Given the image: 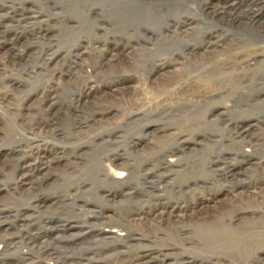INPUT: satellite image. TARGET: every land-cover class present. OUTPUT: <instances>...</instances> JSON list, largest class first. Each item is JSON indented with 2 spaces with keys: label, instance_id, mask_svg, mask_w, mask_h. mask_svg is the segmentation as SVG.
<instances>
[{
  "label": "rangeland",
  "instance_id": "1",
  "mask_svg": "<svg viewBox=\"0 0 264 264\" xmlns=\"http://www.w3.org/2000/svg\"><path fill=\"white\" fill-rule=\"evenodd\" d=\"M255 1L0 0V187L11 188L0 192V236L39 237L34 264L60 254L74 261L59 264H129L139 253L158 257L149 264L263 261L264 7ZM169 27L178 30L171 35ZM210 33L224 35V46L203 47ZM52 96L58 105L48 109ZM47 109L60 114L56 130L36 127L46 122ZM185 129L181 138L163 137ZM55 146L70 160L46 168ZM173 150L176 157L169 156ZM162 159L173 161L171 172L159 170ZM28 162L42 164L52 178L30 190L13 186ZM196 164L217 191L193 194L184 186ZM211 194L214 201L204 199ZM93 205L106 215L128 211L134 223L161 231L185 226L193 232L224 220L244 234L204 249L180 242L172 248L152 233L98 257L94 250L105 245L96 247L98 237L87 232L91 223L78 227ZM64 220L77 227L64 231ZM13 248L2 254L8 264L21 253ZM88 252L90 261L77 260Z\"/></svg>",
  "mask_w": 264,
  "mask_h": 264
},
{
  "label": "bare ground",
  "instance_id": "2",
  "mask_svg": "<svg viewBox=\"0 0 264 264\" xmlns=\"http://www.w3.org/2000/svg\"><path fill=\"white\" fill-rule=\"evenodd\" d=\"M223 2L224 5H229L230 3L234 2V0H221ZM231 5V4H230ZM255 6H258V7H264V0H256L255 1ZM224 9H226V7H224ZM253 18H251V22L253 24H256V22L258 21V19L255 18V16H252ZM187 20H185L186 22ZM261 22V21H260ZM179 23V22H178ZM259 23V22H258ZM257 23V24H258ZM258 26V25H257ZM178 29H171L169 27L168 31L171 32V35L175 34V31H177ZM211 35L208 36V41H205V44L203 47L207 48L209 46H213L214 48H221L224 46L225 44V37L224 35H219L217 33H210ZM177 35V34H176ZM175 36V35H174ZM223 36V37H222ZM229 38V37H227ZM234 38V37H233ZM230 39V38H229ZM231 40H233L231 38ZM204 43V42H203ZM213 48V49H214ZM211 49V48H210ZM116 51V50H115ZM212 51V49H211ZM121 52V51H120ZM116 59H117V56H116ZM115 59H111L110 60V63H108L109 65L111 64V61H114ZM259 61V60H258ZM258 63V62H257ZM159 65V64H158ZM173 80V79H172ZM88 81V80H87ZM175 81V80H174ZM173 81V82H174ZM170 82V81H169ZM1 83V82H0ZM172 83V82H171ZM173 85V84H172ZM3 86V85H2ZM1 86V87H2ZM1 89V88H0ZM83 97V96H82ZM56 97L52 96V98H50V101L48 103V109H52V108H55L56 105H58L57 101L55 100ZM75 105V104H74ZM81 106H79L80 108ZM48 109L46 110V122L45 123H40L38 126V128H44V127H49V128H53V129H58L60 127L59 123L57 121L60 120V114L57 115H52L50 111H48ZM74 109H77L74 108ZM70 110V109H69ZM78 110V109H77ZM48 111V112H47ZM75 111V110H74ZM65 113V112H64ZM45 116V115H44ZM58 117V118H57ZM64 119V118H63ZM83 123V122H82ZM79 124V122H78ZM81 126V125H80ZM78 127V126H77ZM82 127V126H81ZM64 129V128H63ZM244 130H246V128H243ZM158 130V129H157ZM189 129H185V130H175V131H171L169 133H167L166 131H164V134H163V137H173V138H181L184 133H188ZM241 132V131H240ZM240 132H238V134H240ZM63 133L65 134V130L63 131ZM245 133V132H244ZM28 138V137H27ZM33 139V138H32ZM36 140V139H35ZM29 141V140H28ZM39 141V139H38ZM26 142V141H25ZM32 142V141H31ZM35 142V141H34ZM20 143V142H19ZM40 143V142H39ZM47 143V142H46ZM38 144V143H37ZM41 144V143H40ZM42 145V144H41ZM30 146V145H29ZM28 146V147H29ZM43 146V145H42ZM184 146V144L182 145ZM18 147V146H17ZM39 147V146H38ZM56 147V146H55ZM7 148V147H6ZM31 148V147H29ZM35 148V147H34ZM24 149V148H23ZM49 149V148H48ZM56 149V150H55ZM53 150V152L55 151L56 153V157H53V159H48L47 162H43L42 164L45 165V167H49L50 168V165L53 163V161H57V162H60L61 160H70L68 156L64 157L63 156V153L59 152L57 150V147ZM63 149V148H62ZM61 149V150H62ZM13 150V149H12ZM27 150H31V149H27ZM75 150V149H74ZM178 150V149H177ZM16 151V150H15ZM22 151V150H21ZM20 153L22 154L23 151ZM63 151V150H62ZM66 151V150H65ZM64 151V152H65ZM13 153V152H12ZM26 153V152H25ZM28 153V152H27ZM38 152H33L32 154H36ZM42 153V152H41ZM67 153V152H66ZM242 155L243 154H248L246 150H242L241 151ZM24 154V153H23ZM51 154H53L51 152ZM62 154V156L60 155ZM25 155V154H24ZM23 155V157H24ZM42 155V154H41ZM54 155V154H53ZM60 155V157H58ZM76 155V154H75ZM169 156H174L176 157L177 154H176V150H173L171 151L170 155ZM22 157V156H21ZM26 157H29L26 155ZM33 157V155H32ZM36 157V156H35ZM42 157V156H41ZM45 157V156H44ZM18 158V157H17ZM164 158V157H163ZM13 159V158H12ZM34 159V158H33ZM44 160V159H43ZM19 161V159L17 160ZM38 161V160H37ZM67 161V162H68ZM218 161V160H217ZM15 162V161H14ZM34 162V161H33ZM39 162V161H38ZM36 162V163H38ZM216 162V161H215ZM215 162H214V165H215ZM18 163V162H16ZM20 163V162H19ZM19 163H18V166H19ZM173 161H169L167 159H162L161 163H159V170H164V171H170L172 170V168L174 169L173 165H172ZM23 164H26V161L23 162ZM42 164L41 165H34V164H27L26 166V171L25 173L23 172L21 174V177H19L18 179L16 178L15 181H13L12 185L15 186V187H18L19 185H27L29 186L30 188H27V189H34V188H39L40 186H42L43 184H45L48 180H50L52 178V175L53 173L52 172H47L45 171L44 172V166L42 167ZM59 164V163H58ZM129 164V163H128ZM131 164V163H130ZM10 165V164H9ZM12 165V164H11ZM15 165V163H14ZM57 165V163H56ZM59 166V165H58ZM55 167V166H54ZM129 167V166H128ZM127 167V168H128ZM133 167V165L131 166ZM135 167V166H134ZM182 167V166H181ZM185 167V166H184ZM18 169V167H15ZM124 168V167H123ZM179 168V167H178ZM130 169V168H128ZM127 169V170H128ZM170 169V170H169ZM200 169V165L196 164L194 166H189L188 167V170H190V173H191V176H188L189 177V180L191 181L190 183H188V181L185 182V185L187 188H189V192L190 191H193V194L194 192H198V191H202L203 193H206L207 191H210L213 193V191H217V188H218V185L217 184H214V185H209L208 184V179H206V177H204L202 173L198 172V170ZM49 170V169H48ZM158 170V168H157ZM125 171V170H124ZM132 171V170H131ZM193 171V173H192ZM219 171H222L219 170ZM163 172V171H162ZM171 172V171H170ZM189 172V171H188ZM235 173L236 171H229V173ZM128 173L130 175V171L128 170ZM151 173V172H150ZM214 171L211 169V171L209 172V176L213 175ZM15 174V172H14ZM106 174V173H105ZM164 174V173H163ZM102 175V174H101ZM162 174H160L161 176ZM186 175V174H185ZM189 175V174H188ZM105 176V175H104ZM159 176V175H158ZM165 175H163L164 177ZM208 176V177H209ZM106 177V176H105ZM107 177H108V174H107ZM106 177V178H107ZM186 177L185 180L188 178ZM101 178V177H99ZM103 178V177H102ZM153 178V177H152ZM151 178V179H152ZM104 179V178H103ZM161 179V178H160ZM101 180V179H100ZM205 182V184L202 183V181ZM179 182V181H178ZM8 183V182H7ZM7 183L4 184V188L2 189L0 187V192L2 191H9L11 188L9 185H7ZM180 183V182H179ZM87 184V182H86ZM209 186H208V185ZM240 184V183H239ZM81 185V184H80ZM124 185V184H123ZM182 185V184H181ZM193 185V187L191 188V186ZM237 184H234L232 186H236ZM245 187V185H243ZM182 187V186H181ZM226 187V186H225ZM240 188V187H239ZM246 188V187H245ZM74 189V188H73ZM77 189V188H76ZM75 189V190H76ZM161 189V188H160ZM185 189V188H184ZM233 190V189H232ZM188 191V189H187ZM230 191V189H229ZM110 192H108L109 194ZM231 193V192H230ZM112 194V192H111ZM69 195V194H68ZM106 195V194H105ZM130 195V194H129ZM233 195V194H232ZM236 195H239V192L238 194ZM124 196V195H122ZM127 196V194H126ZM212 196V197H211ZM60 197V196H59ZM62 197V196H61ZM103 197V196H102ZM110 198L111 195H108L106 196V199ZM119 197V196H118ZM125 197V196H124ZM123 197V198H124ZM161 197V196H159ZM57 198V197H56ZM66 198V197H65ZM60 199V198H59ZM58 199V200H59ZM206 200H213L215 199L214 195L211 194L208 198H204ZM179 201V199L177 200ZM162 203H164L162 201ZM87 205H84L83 204V207L86 208ZM92 206V205H91ZM94 206V205H93ZM96 206V204H95ZM92 207L91 209H85L87 210V212L85 211L84 213L85 214V220L83 222L82 225H78V227H81V229L85 228L84 225L87 224V223H91V227L87 228L88 231L87 232H90L88 234H90L92 237H95L97 236L98 238L96 239L97 241L100 242V244L98 246H96L97 248L98 247H102L104 246L103 248H99V249H96L94 250L95 252H97L98 254V257L101 256V253L103 251V249L105 248H111L112 249H115V248H118V244L122 241H125L127 239V242H130L131 240L135 239L136 241H140L142 239V237H149L151 238L153 235H151L152 233L155 234L156 236L158 235H161L162 237H166L165 240L168 241V245L169 247H172V248H177L179 246V244H176V242H180V246L183 245V244H187V243H190L194 245H197V246H202L201 248H204V249H207V248H211V247H214L215 245H217L218 243L222 242L224 243L223 241L226 240L227 238L229 237H232L233 235H242L244 234V232H236L234 231L233 229H230L228 228V225H226L225 223H223V221L221 223H217L213 226H203L204 223H200L202 225V227L204 228H200L199 230L198 229H195L196 231L193 230V232L191 231V227L189 229H186V227L184 225L183 228L182 227H179V228H167L168 230H164L165 231H161L160 229H157L154 227V225L152 224H147L146 227L145 226H142L138 223H134L132 221V219H130L132 217V213H129L128 211H123L121 212V215L120 216H117L116 214H111L109 213V215H106L105 213H103V209L99 210L97 209V207ZM184 207H187V206H184ZM88 208V207H87ZM101 208V207H100ZM178 208L180 209V211H183L182 210V207H180L178 205ZM184 209V208H183ZM141 210V211H140ZM240 210V209H239ZM114 211V210H112ZM140 212H138L136 215H134L133 218L137 217V215H141V212H143V206L140 207V209L138 210ZM2 212H5L3 209H0V214ZM106 212V211H104ZM116 212V211H115ZM234 212V211H233ZM146 213V212H145ZM147 214V213H146ZM179 215V214H178ZM180 216V215H179ZM140 217V216H139ZM181 217V216H180ZM146 218V217H145ZM229 218V217H228ZM237 218V217H235ZM241 218V216H240ZM222 219V218H220ZM230 219V218H229ZM135 220H139V218H136ZM179 220V219H178ZM102 221V222H101ZM213 221V220H212ZM229 221V224L231 225V220H228ZM98 222H101V223H98ZM206 222V221H205ZM76 222H72V221H65L64 220V224H62V227L64 229V231H72L73 229H75L77 226L75 225ZM98 223V224H97ZM170 224V223H169ZM172 224V223H171ZM170 224V226H171ZM209 224V223H208ZM1 225V224H0ZM212 225V224H211ZM181 226V225H180ZM199 226V225H198ZM168 227V226H167ZM201 227V226H200ZM210 227V228H209ZM196 228V227H195ZM198 228V227H197ZM25 229V228H24ZM206 229V230H204ZM204 230V231H203ZM21 232H23V229L21 230ZM25 232V231H24ZM23 232V233H24ZM37 236H39V232H36ZM248 234V233H247ZM23 235H26L24 239H27V240H30V241H27V242H24V240H21V241H14V239L12 238H6L5 235L3 236H0V241H1V245H0V264H5V261H6V264H8L9 261H7L4 257H2V254L6 251V250H11V248L13 247H16V250H21V253H20V256H16V257H12V262L11 263H14V264H34V262H39V261H36L35 258L33 257L32 255V249H33V240H38L39 237H36L35 234H32L31 232L29 233H25ZM84 234L82 235L83 238L81 239H85L84 237ZM41 236V235H40ZM104 236H109L107 238H109V240H106L107 238L104 239ZM68 238L67 239H70L69 237H72V238H76L78 236H67ZM3 238V239H2ZM241 239V238H240ZM79 240V239H77ZM174 241V242H173ZM73 242V241H72ZM44 243V242H43ZM87 244H89L87 242ZM32 245V247L30 246ZM238 245V244H237ZM18 248V249H17ZM54 249L56 250H59L58 247L54 246L53 247ZM195 248V246H194ZM259 248V247H258ZM14 249V248H13ZM26 249V250H24ZM9 250V251H10ZM237 250V249H236ZM244 250V249H243ZM262 251V250H261ZM244 252V251H243ZM94 253V252H93ZM237 252H234L232 253L231 257L233 256V254L235 255ZM247 253V252H246ZM249 253V252H248ZM256 253V252H255ZM253 253V254H255ZM90 252L88 253H85L83 254L84 257H81L77 260H79L80 262H83L85 260L83 259H86V260H91L92 258H87L86 256L89 255ZM96 254V253H95ZM226 254V253H225ZM223 254V256L225 255ZM231 254V253H229ZM228 254V256H229ZM259 254V253H258ZM5 255V254H3ZM249 255V254H247ZM251 255V254H250ZM73 255H68V254H60L56 257H52L50 258L49 262H46L47 264H59L60 261H63V260H73L72 258ZM227 256V258H228ZM239 255H236V257H238ZM252 256V255H251ZM37 257V256H36ZM75 258H77V256H74ZM94 257V256H93ZM146 257V258H145ZM216 257V256H215ZM226 257V256H225ZM256 258V256H254ZM258 257V256H257ZM158 257H154L152 256L151 254H147L145 253L144 256L141 255L140 253L138 254V256L134 257V260H129V264H149L151 261H155L157 260ZM196 258V256H195ZM210 258V257H209ZM11 259V258H10ZM198 259V258H197ZM205 259V258H204ZM215 259V258H214ZM220 259V258H219ZM232 259V258H231ZM183 260V263L182 264H199L197 262V260H192V259H188L189 262L187 261V259H182ZM209 260V259H207ZM207 260H205L206 264H207ZM210 260L212 261V258H210ZM224 260V259H223ZM226 260V258H225ZM234 260V259H233ZM231 260V261H233ZM241 260V259H240ZM255 260V259H254ZM74 261V260H73ZM98 261V260H97ZM131 261V263H130ZM163 263H165V259L161 260ZM203 261V260H202ZM219 261V260H218ZM237 261V260H235ZM209 262V261H208ZM252 262V261H251ZM46 263H41V264H46ZM127 263V262H125ZM211 263V262H210ZM209 263V264H210ZM228 263H229V260H228ZM264 264V260L261 261L259 258H257V260H255V264ZM83 264V263H82ZM216 264V263H214ZM238 264V263H237Z\"/></svg>",
  "mask_w": 264,
  "mask_h": 264
}]
</instances>
